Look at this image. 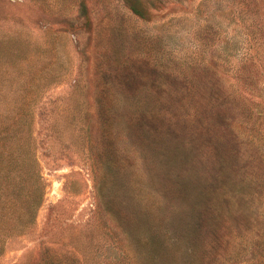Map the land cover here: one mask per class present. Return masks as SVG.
Masks as SVG:
<instances>
[{
    "label": "rangeland",
    "instance_id": "obj_1",
    "mask_svg": "<svg viewBox=\"0 0 264 264\" xmlns=\"http://www.w3.org/2000/svg\"><path fill=\"white\" fill-rule=\"evenodd\" d=\"M0 240L264 264V0H0Z\"/></svg>",
    "mask_w": 264,
    "mask_h": 264
},
{
    "label": "trees",
    "instance_id": "obj_2",
    "mask_svg": "<svg viewBox=\"0 0 264 264\" xmlns=\"http://www.w3.org/2000/svg\"><path fill=\"white\" fill-rule=\"evenodd\" d=\"M137 13H138V11H136ZM140 13V12H139ZM3 245V242H1V240H0V246H2Z\"/></svg>",
    "mask_w": 264,
    "mask_h": 264
}]
</instances>
